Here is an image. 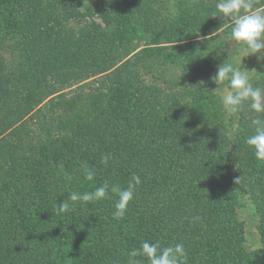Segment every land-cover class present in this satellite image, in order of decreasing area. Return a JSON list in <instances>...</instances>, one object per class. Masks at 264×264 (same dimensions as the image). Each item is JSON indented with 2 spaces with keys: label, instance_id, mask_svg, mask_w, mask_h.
<instances>
[{
  "label": "trees",
  "instance_id": "1",
  "mask_svg": "<svg viewBox=\"0 0 264 264\" xmlns=\"http://www.w3.org/2000/svg\"><path fill=\"white\" fill-rule=\"evenodd\" d=\"M4 1L0 51L23 62L0 60V264H264V101L236 91L234 130L200 123L216 37L264 5L113 0L65 31L71 0Z\"/></svg>",
  "mask_w": 264,
  "mask_h": 264
},
{
  "label": "rangeland",
  "instance_id": "2",
  "mask_svg": "<svg viewBox=\"0 0 264 264\" xmlns=\"http://www.w3.org/2000/svg\"><path fill=\"white\" fill-rule=\"evenodd\" d=\"M27 0H5L6 5L15 7V3L20 6L22 12L27 14ZM45 3H50L52 0H43ZM70 1V0H68ZM237 6L242 5L244 0H236ZM247 0H245L246 2ZM259 3L264 5V0H258ZM113 0H71V7L75 5L76 11L80 14L76 18H71L69 24L64 20V30L74 29L78 31V27L97 23L105 27L104 20L101 16L102 11L99 9H110ZM175 2V1H174ZM225 2V0H224ZM221 0V6L226 7L235 2L229 0L228 4ZM4 5V4H3ZM16 8V7H15ZM90 9V13L87 12ZM171 7L172 16L169 18L172 23H175L179 17V10ZM225 9V8H223ZM248 15H243L238 18L228 30L229 33L222 32L220 36L216 37V43L221 49L220 57H215L214 65L220 67V73L214 75L211 84L207 90L208 99H204V106L202 108V120L200 123L208 124L213 121H221L231 127L233 130L236 128V106L231 102L234 93L238 91L240 94L247 93L250 97L257 100L259 106L264 101V38L261 34L264 26V6L260 9L252 11ZM71 27V28H70ZM240 31L241 34H237ZM78 33V32H77ZM229 35V36H228ZM228 36V37H227ZM199 38L204 36L200 33ZM229 38L231 42L229 47L223 46L225 39ZM176 40V39H175ZM15 40H7V47L14 44ZM177 44V42H173ZM145 40H142L141 45L144 46ZM205 44V43H204ZM206 44H210L206 42ZM213 47V45H211ZM215 50V49H214ZM217 51V50H216ZM219 54V53H218ZM0 60L8 67L14 68L15 65L20 64L23 60L18 55H13L10 50L3 49L0 51ZM218 64V65H217ZM157 67V66H156ZM156 67L153 68L156 72ZM163 74L166 78L188 79L185 74V68L176 66L175 64L163 65ZM159 74V70L158 73ZM187 81V80H186ZM203 85L205 80H203ZM198 86L194 87L196 91ZM234 104V105H233ZM261 107V106H260ZM239 218L244 221L246 227L247 246L250 249H257L261 246V239L258 231L259 214L255 207V203L249 195H243L241 202L238 206Z\"/></svg>",
  "mask_w": 264,
  "mask_h": 264
}]
</instances>
